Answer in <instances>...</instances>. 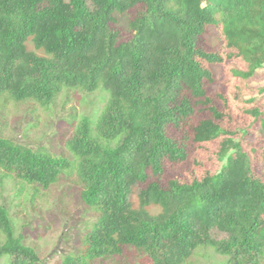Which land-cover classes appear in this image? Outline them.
Segmentation results:
<instances>
[{
	"label": "trees",
	"instance_id": "16d2710c",
	"mask_svg": "<svg viewBox=\"0 0 264 264\" xmlns=\"http://www.w3.org/2000/svg\"><path fill=\"white\" fill-rule=\"evenodd\" d=\"M136 7L139 15L126 23L131 39L122 41L119 18ZM210 29L221 51L199 47ZM215 65L225 68L221 77ZM259 78L264 0H0V99L48 108L65 90L106 96L102 112L84 118L68 142L74 161L0 138V175L47 190L77 174L98 220L85 253L64 264L128 248L150 264H186L203 249L227 264H261L264 181L256 166L264 151L244 149L243 140L254 126L264 132V90L261 99L242 92ZM196 106L210 116L193 129L201 157L186 179L163 187L151 178L187 159L169 129ZM214 231L226 238L215 240ZM0 236V261L39 263L3 206Z\"/></svg>",
	"mask_w": 264,
	"mask_h": 264
},
{
	"label": "rangeland",
	"instance_id": "374dc122",
	"mask_svg": "<svg viewBox=\"0 0 264 264\" xmlns=\"http://www.w3.org/2000/svg\"><path fill=\"white\" fill-rule=\"evenodd\" d=\"M140 7L131 9L124 17L119 18L117 27L122 31L121 40L131 39L126 23L139 15ZM204 51L224 48L220 34L210 29L199 41ZM32 50V44H29ZM41 54V53H39ZM215 76L221 77L225 68L222 65L212 66ZM251 87L249 83L243 89L245 99L255 94L262 98L259 89L264 90V78L257 79ZM188 94H180L182 100ZM106 96L100 92L92 94L65 90L48 108L35 102L16 103L6 98L0 99V138L25 146L36 152L67 158L74 161L68 149V142L74 136L77 126L84 118L98 116L104 109ZM194 104V101L192 100ZM214 105L222 109L219 99ZM201 107H193V115L183 122L178 129H169V135L179 146L187 151L184 162L167 165L165 172L158 180L161 186L167 187L169 181L188 177L193 171L194 160L201 157L200 148L193 140V129L202 120L210 118ZM241 137L238 135L237 138ZM243 148L264 151V132L259 126L251 128L248 137L243 140ZM257 172L264 181V165L258 163ZM141 185L140 188H145ZM83 186L73 171L61 176L59 181L47 190L36 186L20 185L15 178L0 175V206L5 207L12 218L13 228L18 237H22L26 246L34 249L39 257L38 264H64L67 258L82 256L86 247L85 237L91 226L98 220V215L88 208L82 200ZM155 214L158 211L154 212ZM212 236L221 241L225 237L214 231ZM4 238L0 236V247ZM89 263V262H88ZM228 259L213 249L198 251L186 264H227ZM0 264H7L5 259ZM90 264H150V261L139 251L128 248L122 255L92 261ZM261 264H264V260Z\"/></svg>",
	"mask_w": 264,
	"mask_h": 264
}]
</instances>
